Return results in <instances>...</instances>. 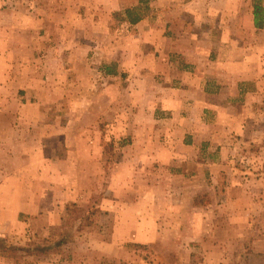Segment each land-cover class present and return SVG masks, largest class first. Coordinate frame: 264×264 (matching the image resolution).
Masks as SVG:
<instances>
[{
    "label": "crops",
    "instance_id": "1",
    "mask_svg": "<svg viewBox=\"0 0 264 264\" xmlns=\"http://www.w3.org/2000/svg\"><path fill=\"white\" fill-rule=\"evenodd\" d=\"M16 10L0 9V38L23 21L24 128L16 142L18 167L31 166L19 203L26 219L48 208L50 163L71 161L70 148L58 157L52 141L64 136L75 146L76 131L93 128L74 124L71 143L72 121L59 118L92 111L98 100L111 108L116 98L114 124L131 136L132 160L146 176L172 180L158 185L160 208L197 211L191 222L207 227L201 209L227 210L225 221H212L223 230L195 240L213 243L204 251L214 264H264V181L237 183L228 168L233 139L251 130L253 110L264 115V0H24ZM99 77L107 85L93 87ZM171 194L183 198L174 204ZM202 195L211 197L204 206L182 200Z\"/></svg>",
    "mask_w": 264,
    "mask_h": 264
},
{
    "label": "rangeland",
    "instance_id": "2",
    "mask_svg": "<svg viewBox=\"0 0 264 264\" xmlns=\"http://www.w3.org/2000/svg\"><path fill=\"white\" fill-rule=\"evenodd\" d=\"M6 8L24 11V0H0V9ZM147 11L146 7L140 9L141 13ZM13 23L16 25L6 38H0V264H214L211 250L204 251L213 243L198 242L195 234L205 237L204 233L223 230L212 221H225L227 210L223 214L206 206L201 209L200 217L211 220L207 227L191 222L197 211L160 208L163 199L158 185H170L172 180L154 171L146 176L141 171L145 168L132 160L131 136L114 124L116 98L111 108H101L98 100L92 111L77 107L71 119L67 115L59 118L62 123L72 121L67 131L71 143L75 141L74 124L93 128L77 130L75 146H66L64 136L52 141L58 157H68L70 148L71 161L45 163L52 170L46 184L53 188H44L48 208L26 219L19 203L24 200V171L30 172L31 166L27 170L18 167L22 146L16 142L24 128V32H17L24 29V23ZM103 84L107 85L99 77L93 87ZM255 112L251 130L233 139L228 168L237 175L233 181L260 188L264 181V115ZM101 122H108V128ZM9 149L13 152L8 153ZM208 151L206 148L205 153ZM209 153L215 155L216 151ZM149 167L146 171L152 170ZM5 173L12 174V179H4ZM12 184L16 190L21 186V194H6ZM170 196L174 204L183 198ZM210 199L202 195L182 200L204 206ZM226 260L222 258V264Z\"/></svg>",
    "mask_w": 264,
    "mask_h": 264
},
{
    "label": "trees",
    "instance_id": "3",
    "mask_svg": "<svg viewBox=\"0 0 264 264\" xmlns=\"http://www.w3.org/2000/svg\"><path fill=\"white\" fill-rule=\"evenodd\" d=\"M258 15H259V12H258Z\"/></svg>",
    "mask_w": 264,
    "mask_h": 264
}]
</instances>
